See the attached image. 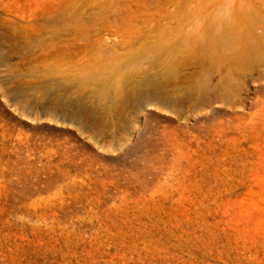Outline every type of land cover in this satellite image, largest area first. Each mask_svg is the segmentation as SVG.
Instances as JSON below:
<instances>
[{"label":"rangeland","instance_id":"rangeland-1","mask_svg":"<svg viewBox=\"0 0 264 264\" xmlns=\"http://www.w3.org/2000/svg\"><path fill=\"white\" fill-rule=\"evenodd\" d=\"M0 264H264V0H0Z\"/></svg>","mask_w":264,"mask_h":264}]
</instances>
